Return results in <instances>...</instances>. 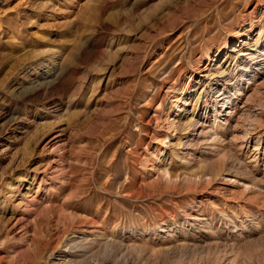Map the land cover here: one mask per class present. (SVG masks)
Here are the masks:
<instances>
[{"label":"rangeland","instance_id":"rangeland-1","mask_svg":"<svg viewBox=\"0 0 264 264\" xmlns=\"http://www.w3.org/2000/svg\"><path fill=\"white\" fill-rule=\"evenodd\" d=\"M0 264H264V0H0Z\"/></svg>","mask_w":264,"mask_h":264},{"label":"bare ground","instance_id":"bare-ground-1","mask_svg":"<svg viewBox=\"0 0 264 264\" xmlns=\"http://www.w3.org/2000/svg\"><path fill=\"white\" fill-rule=\"evenodd\" d=\"M42 86H43V85H42ZM42 86H41V88H42ZM47 86H48V84L45 85V87H47ZM43 88H44V87H43ZM46 92H47V91H46ZM193 124H194V122H192V119H190V120L187 122V127H189V126H194ZM185 125H186V124H185ZM194 128H195V127H194ZM194 128H193V129H194ZM202 130H203V129L201 128V130H199L198 134H203L204 132H202ZM209 132H210V131H209ZM209 132H207V133H209ZM207 133H206V134H207Z\"/></svg>","mask_w":264,"mask_h":264}]
</instances>
